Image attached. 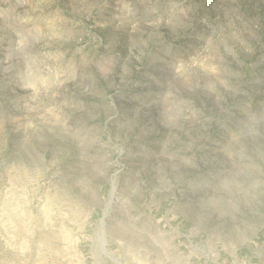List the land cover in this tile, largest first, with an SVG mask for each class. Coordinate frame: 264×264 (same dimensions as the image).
<instances>
[{
  "label": "rangeland",
  "instance_id": "374dc122",
  "mask_svg": "<svg viewBox=\"0 0 264 264\" xmlns=\"http://www.w3.org/2000/svg\"><path fill=\"white\" fill-rule=\"evenodd\" d=\"M0 264H264V0H0Z\"/></svg>",
  "mask_w": 264,
  "mask_h": 264
},
{
  "label": "bare ground",
  "instance_id": "6f19581e",
  "mask_svg": "<svg viewBox=\"0 0 264 264\" xmlns=\"http://www.w3.org/2000/svg\"><path fill=\"white\" fill-rule=\"evenodd\" d=\"M114 188H115V186H114Z\"/></svg>",
  "mask_w": 264,
  "mask_h": 264
}]
</instances>
